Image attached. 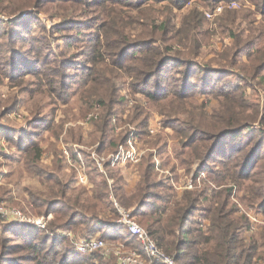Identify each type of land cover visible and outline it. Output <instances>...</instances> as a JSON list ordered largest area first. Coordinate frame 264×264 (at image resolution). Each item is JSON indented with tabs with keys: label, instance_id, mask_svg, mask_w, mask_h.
Segmentation results:
<instances>
[{
	"label": "rangeland",
	"instance_id": "obj_1",
	"mask_svg": "<svg viewBox=\"0 0 264 264\" xmlns=\"http://www.w3.org/2000/svg\"><path fill=\"white\" fill-rule=\"evenodd\" d=\"M196 15L200 24L195 21ZM100 45L104 60L96 67V75L106 68L118 72L117 65L129 63L145 46L171 47L168 52L171 58L177 57L176 52L181 53L178 54L181 64L167 61L164 72L168 79L160 89L155 87L154 79L142 87L151 93L166 91V98L149 102L141 93L140 84L111 79L116 92L110 122L117 125L116 135L123 132L128 136L133 132L142 153L137 164L108 168L116 174L109 177L112 187L120 188L119 195L140 192L142 211L154 203L155 208L165 203L172 207L187 191L199 193L192 216L184 226L194 219L193 229L206 233L210 224L205 218L207 208L211 203L225 202L230 222L244 225L239 230L242 246L249 249L257 245L259 252H264V205L260 200L264 145L250 156L248 152L235 151L242 148L250 151L247 145L250 140L264 143V0H0V203L19 208L31 217H45L46 223L54 221L60 203L50 206L34 201L36 191L46 190V185L41 183L44 178L27 170L25 151L32 142L39 144L44 149L41 162L45 172H54L59 157H63L64 146L75 141L87 147L101 143L96 125H102L106 107L99 101L107 104L110 95L88 92L92 85L105 88L109 85H102L101 81L89 83L93 77L89 73L95 72L90 61L98 54ZM187 61L193 67L185 76L180 71L185 70ZM212 70L220 72L211 73ZM184 79L191 83L183 85ZM174 83L178 86L172 88L170 85ZM226 91L235 98H220ZM177 93H192L185 107L194 112V121L207 114L210 129L206 133L191 131L205 141L192 143L190 131L179 134V129L190 130L185 129L183 120L191 117V113L181 114V106L174 108L173 116L159 113L160 106L163 109L172 106L171 99ZM221 101L227 107L237 103L244 112L238 113L235 106V113L227 114V118L235 123L252 121L250 129L217 139L218 128L222 127L218 121L226 114L218 112L222 110ZM138 110L145 111L139 119L141 124L133 119ZM91 113L96 116L89 119ZM46 127L50 129L45 130ZM116 139L115 142L120 137ZM192 144L199 145L201 156L202 147L213 145L204 165L192 155ZM98 147L96 154L112 152L111 146L102 150ZM86 151L84 160L87 153L95 165L94 151ZM238 155L240 165L232 159ZM69 159L63 158L67 166H61V178L71 179V186L77 189L90 190L91 181L82 185L74 180L75 168L70 166ZM93 163L87 165L86 161L87 171ZM94 174L97 177L95 169ZM151 196L154 198L150 200ZM126 209L148 229L149 218L143 220L134 208ZM68 232L74 238L88 236L80 219L70 228H57L51 235L64 238L61 248L65 251L76 250ZM196 234L198 231L191 237ZM93 236L104 239L99 232L89 237ZM180 237L185 239L182 233ZM25 239L10 231L6 242L16 245L28 242ZM7 255L14 260L13 264H34L25 251ZM92 256L95 264L114 257L105 258L100 253Z\"/></svg>",
	"mask_w": 264,
	"mask_h": 264
},
{
	"label": "trees",
	"instance_id": "obj_2",
	"mask_svg": "<svg viewBox=\"0 0 264 264\" xmlns=\"http://www.w3.org/2000/svg\"><path fill=\"white\" fill-rule=\"evenodd\" d=\"M252 1L254 2L256 0ZM195 21L200 24L201 19L199 18V15L195 16ZM185 24L189 25V22H185ZM101 47L102 45H100L98 54H94L90 61L94 66L93 72H95L93 74L89 73L93 76L89 79V83L91 81L95 83L101 81L100 83L102 85L105 83L109 85L106 88L100 85H92L93 88H91L88 92L93 94L99 93L102 96L105 93L110 95L109 102L107 104L102 100L99 101L106 107V113L104 116L102 115V125L100 127L96 125V131L98 130V132L101 133V150L111 146L112 150L110 151H113L116 150L119 144L124 143L128 136L127 133L123 132L116 135L115 132L117 125H115L116 123L113 124L110 122V116L114 115L113 113L115 112L111 110V107L115 102L114 93L116 92V85L113 82L110 83L111 79L131 80L130 84H140L141 88L149 85L150 80L154 79V82L156 83L155 87L160 89L162 87L161 84L168 79L165 74L166 71L164 70L167 61L174 60L176 63L179 62L177 64H181V59L178 57V54L181 53L176 52L177 57L173 56V58H171L168 53L171 51V47L169 48L162 45L145 46V48L141 49L138 56H133L130 59L129 63L117 65V69H119L118 72H116V69L114 68H106L103 70L102 74L96 75V67L98 68V64L104 60L101 55ZM192 67L193 64L191 61H187L185 70L180 72L187 76L190 74ZM217 72L220 71L212 70L211 73ZM106 74H109L112 77L108 76L109 79H107V76H105ZM169 77H171V75ZM89 83H85V85ZM182 83L185 85L191 82L189 79H184L182 80ZM182 83H180V85ZM170 86L175 88L178 84L174 83ZM143 88L141 93L148 98L149 102L159 100L158 97L161 99L168 97V92L166 91H155L151 93L150 91H145ZM101 95L98 96L101 97ZM188 95L190 97L192 96V93H177L171 99L172 106L165 109L160 106L161 111H159V113L162 114V112H166L168 116H173L174 108L181 106V114L191 113V117H184L187 119L183 120L184 125H186L185 129L190 130L185 131L183 129H179L177 130L179 134L182 136L185 135L186 132L188 134V131H190V134L191 131L206 133L207 130L210 129L209 122H206V120H208V116L204 113L201 115V120L194 121L192 116L194 115V112L188 111V108L185 107L187 105L186 101ZM219 97H223L225 99H229L231 97L235 98L231 96V93L228 94L227 91L222 93ZM237 105L238 104L236 103L233 104V106L227 107L226 102L224 103L221 101L222 110L219 109L218 112L220 113L224 111L226 113V117H221L218 121V123L220 122L222 124V127L218 128L220 132L217 135V139L225 135H232L236 132H242L246 131V129H250L249 127H251L250 124L252 121H237V123H235L231 122L230 119L227 118V116H229L227 114L235 113V106L237 107ZM237 108H239L238 113L239 110L241 113L244 112V110L240 109V107ZM192 109H194V107H192ZM143 113H145L144 110H138L133 116L134 120H138V122H140L139 124H141L139 119H141V115H143ZM252 115L253 118L257 120V115L253 113ZM178 120H180V118H178ZM46 128L45 130L50 129ZM138 136L141 140V132L138 133ZM117 137H120V140L115 142ZM190 138L192 143L200 140L205 141V139L195 137V135L192 134L190 135ZM251 142L252 140H250L247 144L248 148H251L250 151H247L248 149L244 150V148L235 151L239 153L248 152L247 155L250 156V154L257 151V148H261L264 145V143L260 144L259 142ZM191 146L193 152L192 155L196 158L198 157V161H200V164L202 165L207 162L209 152H213L214 150L213 145L209 146V148L206 145L205 147H202L203 155L201 156V154H199V145L193 146L192 144ZM43 151L44 149L36 142H32L25 151L27 155L25 162L28 168L27 170L29 172H35L38 176L44 178L41 183L46 185V190L36 191L34 201L36 203L38 201H43V203H47L50 206L52 204L60 203L59 213L56 215L54 221L51 222L50 220L47 222V226L43 231L31 223L17 221L9 222L0 219V264H13L14 260L10 259L7 254H15L19 251L27 252L30 256V261L34 264H95L92 256L94 254L82 255L81 253H78L75 248L65 251L61 248V246L64 245V240H62L64 238L57 239L54 235H51V233H54L57 228H70L73 222L79 219L85 233L88 235L87 237L99 232V234L103 235V238L106 240H121L126 242L129 246L140 247L135 239L129 236L124 226L116 224L113 225V221L117 219L118 215L116 210L113 207H110L111 203L109 195L112 189L115 191L118 199L121 200V203L126 208H134L135 214H140L141 219L143 220L149 218L148 231L156 239L159 248L166 254L174 256L178 264H264V252H259V247L257 245H254L249 249H245L242 246L243 243L240 241L239 230L244 225L235 223L234 220L230 222L229 211H226L227 206L225 202L222 203V205H220V202H214L207 208L205 218L210 221V224L207 226L208 231L206 233L202 231V229H200V231L193 229V223H195L194 219H191L188 224L184 226L189 220V217L192 216L193 208L199 200V193L187 191L183 195L182 199H178L172 207H170L169 203H165L162 207L155 208L154 203V205L149 207L147 211H142L140 192H135L129 196L124 194L119 195L120 188L110 187L108 177L114 178L116 177V174L111 172L112 170H108L110 167L109 165H107L106 169L107 175L101 173L86 153L85 159L88 162L87 165L93 163V165H90L93 167H88L90 181L93 183V186L90 190L88 188L85 189L83 186V188L77 189L75 186H71V179L70 181H67L61 178V166H67V161L63 160L64 157H59V162L56 164V171L45 172V167L41 162ZM75 157L77 156L75 155ZM238 158H240V155L232 159L236 161V164L240 165L241 162H239ZM94 169L97 171V177L94 174ZM73 177L74 180H77L78 182L77 172L75 169L73 170ZM261 191L260 200H263L264 205V185H261ZM30 195L32 197L33 193ZM153 198L154 197L151 196L150 200ZM50 206L49 210L51 208ZM168 210H170L169 213ZM47 213L50 212L47 211ZM110 221L112 222L110 223ZM49 230L52 232L50 233ZM10 231H12L15 235L27 237L25 240H28V242L24 241L16 245L7 244V233ZM194 231H198V234L194 235L195 237H191ZM180 233L185 235V239H181ZM181 260H183L182 263ZM115 262L116 259L114 257H110L107 261H101L99 264H115Z\"/></svg>",
	"mask_w": 264,
	"mask_h": 264
},
{
	"label": "built area",
	"instance_id": "obj_3",
	"mask_svg": "<svg viewBox=\"0 0 264 264\" xmlns=\"http://www.w3.org/2000/svg\"><path fill=\"white\" fill-rule=\"evenodd\" d=\"M94 115L91 113L89 119L93 118ZM97 118V117H95ZM152 128V127H151ZM120 130L118 127L117 131ZM153 132L154 129H151ZM138 139L132 132L128 135L126 141L118 145L116 150L108 153L107 155L96 154L95 147H91L93 160L95 161L96 168L107 175L106 168L109 166L120 165L127 167L131 164H137L141 160V148L137 144ZM99 146V147H100ZM76 147V146H75ZM98 147V148H99ZM65 154L72 159H69L70 166L75 168L77 172L78 182L82 185H88L90 177L87 171L86 161L84 160L83 154L79 152L76 147L77 158L74 159L72 155L64 148ZM108 182L111 188L113 181L108 177ZM109 200L112 207L116 210L118 219L114 222L115 224L122 225L126 228L129 236L134 238L140 247L129 246L124 241H107L100 237H83L74 238L71 232L67 233L72 243L75 244L76 250L81 254H96L100 253L105 258H109L111 255L115 257V264H178L174 256L166 254L161 250L157 244L156 239L150 234L148 229L136 221L135 215L131 210L124 208L115 191L112 189L109 195ZM0 219L9 222H27L34 224L39 228H46L45 217H31L28 216L24 211L19 208L11 207L5 203H0Z\"/></svg>",
	"mask_w": 264,
	"mask_h": 264
},
{
	"label": "crops",
	"instance_id": "obj_4",
	"mask_svg": "<svg viewBox=\"0 0 264 264\" xmlns=\"http://www.w3.org/2000/svg\"><path fill=\"white\" fill-rule=\"evenodd\" d=\"M78 148V150H79V152L81 153V155L83 154V153H85V152H87L86 150H88V149H91V147H93V146H91V147H87L88 145H86V144H84V145H81V144H78V143H73V144H69V146H64V148H66L67 150H68V152L70 153V155H72V157L74 158V159H76L77 157H75V155L77 156V152H76V147ZM69 147V148H68ZM42 157H43V154H42ZM63 157L65 158V159H67L68 158V156L65 154V152H64V154H63Z\"/></svg>",
	"mask_w": 264,
	"mask_h": 264
}]
</instances>
